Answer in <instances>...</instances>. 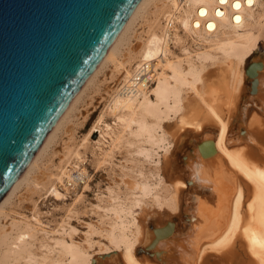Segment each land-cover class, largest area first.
Listing matches in <instances>:
<instances>
[{"label":"bare ground","instance_id":"6f19581e","mask_svg":"<svg viewBox=\"0 0 264 264\" xmlns=\"http://www.w3.org/2000/svg\"><path fill=\"white\" fill-rule=\"evenodd\" d=\"M139 21L142 33L135 30ZM258 50H264V0H143L0 205L1 219L24 184L57 200L74 193L81 201L84 193L79 189L89 187L92 178L87 168L89 145L93 134L99 133L93 147L103 165L113 166L115 150L123 148L134 161L155 163L150 177L141 171L133 176L135 167H119L121 181L108 189L107 199L100 197L107 203L100 207L102 217L111 221L109 227L103 221L101 229L113 250L94 258L78 246L53 239L51 235L64 233L62 227L51 230L35 214L10 232L0 227V264L35 263L31 240L38 234L54 242L42 244L48 257L56 254L43 264H264V56L247 66ZM109 64L118 82L106 110L82 144L69 147L56 172L42 183V178L33 177L40 161ZM252 64L254 78L247 74ZM218 65L224 75H209L208 69ZM146 66L153 69V86L145 81ZM246 78L251 82L248 91ZM216 83H224L225 93L215 88ZM190 94L199 101L188 99ZM223 94L226 109L218 104ZM189 110L193 114L187 118ZM173 121L179 129L170 134L167 124ZM187 141L194 152L181 167L177 151ZM161 153L166 157L164 165ZM151 196L158 207L179 213L180 222L171 215L157 220L151 229L145 224L152 214L148 209L136 219L134 208H142ZM140 246H150L157 253L153 262L140 261L136 256Z\"/></svg>","mask_w":264,"mask_h":264},{"label":"water","instance_id":"95a60500","mask_svg":"<svg viewBox=\"0 0 264 264\" xmlns=\"http://www.w3.org/2000/svg\"><path fill=\"white\" fill-rule=\"evenodd\" d=\"M142 1L0 0V205Z\"/></svg>","mask_w":264,"mask_h":264},{"label":"rangeland","instance_id":"374dc122","mask_svg":"<svg viewBox=\"0 0 264 264\" xmlns=\"http://www.w3.org/2000/svg\"><path fill=\"white\" fill-rule=\"evenodd\" d=\"M143 28L142 21H139L135 30L138 33H142L144 30ZM263 52L264 50H258L255 56L248 61L247 66L255 60H261L264 56ZM177 53L179 54L180 52L178 51ZM217 68H219V65L218 67L209 68V75L219 73V76H223L224 72ZM117 80L118 77L114 66L109 64V66L107 65L104 67L95 84L88 89L86 95L78 104L70 122L66 123L61 131L58 132L57 137L51 144L52 146L50 145L51 148H49V151L46 152L42 161L39 163L40 169L36 171L33 177L37 179L42 178L39 181L46 183L50 179V175L54 174L57 167L60 166L62 158L68 148H74L82 144L85 136L90 133L97 124L101 114L106 110L107 101L110 93H112V90L116 87ZM245 82V87L248 91L251 82H249L247 78ZM210 87L214 86L211 85ZM215 88H218L225 93L224 83H216ZM188 99L199 101L198 98H195V96L191 94L188 96ZM220 100L221 101L218 103L219 106L226 109V106L224 105V101H227L225 94L221 95ZM244 102H246V99ZM197 103L199 110H202L199 102ZM203 112L205 111L203 110ZM192 114L193 113H190L189 110L186 114L187 118ZM249 115L251 116L252 113ZM106 120L110 124L113 122L111 118H107ZM167 126V131L170 132V134L179 129L177 121L168 123ZM240 127L243 128L242 126ZM99 139L100 134L95 132L87 154V168L92 175V178L89 187L86 188V185H82L79 189L80 193H84V198L81 201L78 200L77 195L74 193L69 194L65 200H57L46 192H38L34 186L28 187L27 184H24L6 206L5 214L0 219V227L2 228V231L7 232L9 230L8 232H10L15 224H19L25 219H32L35 214H40L44 223L47 224L51 230L54 229L57 231L60 229L59 227H62L61 230L64 233L62 235H51L53 239L62 240L70 245L78 246L81 249L88 251V253L93 255L94 258L103 256L104 250H113L106 238V233L102 232L101 229L103 221L106 224H104L105 227H109L111 221L102 217L104 215L102 213L104 210L100 209V207L106 206L107 203H103L100 197L107 199L108 189L116 187V182L121 181L122 176H119L121 175L119 167L123 165L130 166L131 168L135 167L133 169V176H139L140 173L143 172L146 177H150L151 174L154 173L155 163L153 160L150 162L134 161V159L130 157L128 151L123 148L122 150H115L113 166L103 165L102 162L98 160L97 155L94 154L95 149L93 146L99 141ZM170 140L172 141L173 138H170ZM180 146L181 145H179L176 158L181 167H185L186 157L192 155L191 151L193 146L190 145V141H187L183 147L180 148ZM160 156L163 158L162 165H164L166 157L164 156V153H161ZM129 171H132V169ZM75 176L78 177V174L76 173ZM185 191L186 193L190 192L188 189H185ZM126 193V190L123 188L121 193L123 199L127 198L125 196ZM153 198L154 196L147 198L142 208L140 206L134 208V217L136 219L140 220L143 210L148 209L152 214L147 216L145 224L151 229L155 227L157 220H168L171 215L180 222L179 213L173 214L165 207H158L153 202ZM183 220L182 223L185 224L186 215H184ZM13 237L15 238V235ZM48 243L52 245L54 242H47L43 239L41 234H38L31 240V253L36 260L35 263L31 264H43L45 259L50 261V259L56 255L53 254L48 257V251L42 247V244L47 245ZM145 248V246L138 247V254H136V256L142 263L147 261L153 262L152 257L148 255L146 256L145 253H140V250ZM110 252V254H114V251ZM240 253L241 255L244 254L241 249ZM21 264H26V261H22Z\"/></svg>","mask_w":264,"mask_h":264},{"label":"built area","instance_id":"2783aa9c","mask_svg":"<svg viewBox=\"0 0 264 264\" xmlns=\"http://www.w3.org/2000/svg\"><path fill=\"white\" fill-rule=\"evenodd\" d=\"M152 67H150V66H146V67H144L143 68V71H144V73H145V75H146V79H145V81H147V86H153V80H151V75H152ZM138 83H140V82H142V81H140V78L138 79V81H137Z\"/></svg>","mask_w":264,"mask_h":264}]
</instances>
